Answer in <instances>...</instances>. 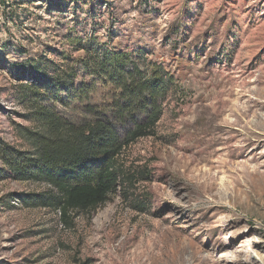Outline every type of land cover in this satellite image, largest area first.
Segmentation results:
<instances>
[{
	"label": "rangeland",
	"instance_id": "rangeland-1",
	"mask_svg": "<svg viewBox=\"0 0 264 264\" xmlns=\"http://www.w3.org/2000/svg\"><path fill=\"white\" fill-rule=\"evenodd\" d=\"M87 45L163 74L160 115L120 150L129 192L63 215L1 155L35 152L25 93L73 122L115 117ZM150 104L114 121L120 140ZM0 264H264V0H0Z\"/></svg>",
	"mask_w": 264,
	"mask_h": 264
},
{
	"label": "trees",
	"instance_id": "trees-1",
	"mask_svg": "<svg viewBox=\"0 0 264 264\" xmlns=\"http://www.w3.org/2000/svg\"><path fill=\"white\" fill-rule=\"evenodd\" d=\"M87 46V53L101 51V57L96 64L93 63V67L103 75L109 72L112 79L109 80L115 84L118 96L115 117L95 118L93 108L85 106L83 119L73 122L51 107L39 103L38 92L25 93L24 101L32 107L33 118L39 129L28 134L35 152L33 156H25L7 148L1 155L14 177L50 185L46 199L60 206L63 215L71 209L97 207L109 195L117 192L116 185H119L122 193L129 192L135 179L119 164L120 150L137 137L148 134L146 130L154 125L160 115L155 99L161 91L163 74L151 68L140 76L136 66L126 65L127 54L105 52L102 45L91 48ZM54 73L48 78V83L55 84L61 79ZM24 86L35 89V85ZM147 102H151L147 122L135 124L125 138L120 140L114 121H122L127 114L131 121L132 104L136 103L139 109L146 111ZM90 114L93 117H89Z\"/></svg>",
	"mask_w": 264,
	"mask_h": 264
},
{
	"label": "bare ground",
	"instance_id": "bare-ground-1",
	"mask_svg": "<svg viewBox=\"0 0 264 264\" xmlns=\"http://www.w3.org/2000/svg\"><path fill=\"white\" fill-rule=\"evenodd\" d=\"M219 129V128H218ZM219 135V134H218ZM217 150H219L218 148H216L214 151L216 152ZM243 152V150H239L238 153L241 154Z\"/></svg>",
	"mask_w": 264,
	"mask_h": 264
}]
</instances>
